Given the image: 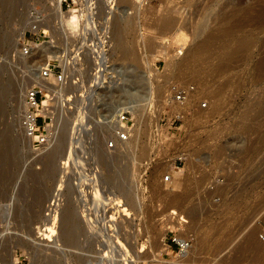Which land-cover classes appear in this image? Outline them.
<instances>
[{"label": "rangeland", "instance_id": "374dc122", "mask_svg": "<svg viewBox=\"0 0 264 264\" xmlns=\"http://www.w3.org/2000/svg\"><path fill=\"white\" fill-rule=\"evenodd\" d=\"M97 1L101 26L106 0ZM118 3L127 14L117 13L116 42L109 40L100 71L121 72L100 85L94 41L84 45L79 33L62 32L53 0H0V264H12L11 254L13 264H123L128 251L139 264H169L155 260L166 231L160 257L172 264H264V0ZM63 9L80 14L87 5L68 0ZM37 20L49 37L32 35ZM184 24L190 30L180 47L174 38ZM243 36L253 40L240 51ZM27 39L37 44L23 55ZM197 44L203 52L195 61ZM50 49L63 60H48ZM48 62L44 113L52 112L55 132L37 151L22 127V99L44 81ZM177 89L188 92L184 102L173 101ZM132 99L138 109H124L130 140L108 150L115 110ZM58 184L65 217L55 235L49 205ZM170 194L184 195L181 203ZM109 195L121 197L129 214L105 202ZM105 205L122 241L113 250L102 231ZM175 234L189 237L190 248L178 252L169 240ZM102 249L115 261L103 260Z\"/></svg>", "mask_w": 264, "mask_h": 264}, {"label": "bare ground", "instance_id": "6f19581e", "mask_svg": "<svg viewBox=\"0 0 264 264\" xmlns=\"http://www.w3.org/2000/svg\"><path fill=\"white\" fill-rule=\"evenodd\" d=\"M55 3H56V17L58 18V21L61 23V25H62V27H61V31L62 32H64L65 34H69V33H79V35H81L82 37H83V44L84 45H88V46H92V43H90V42H88V41H94V48H95V50H97V59H96V71L94 72V77H96V82H97V84H103V83H105L106 82V79H107V76H108V74L110 75V76H112V77H115L117 74H115L116 72L117 73H120L121 72V69H118V68H115L114 66H108V67H106L105 68V70H107L108 71V73L105 75V73H104V70L103 71H100V68H102V66H104L105 64H106V62H107V59L109 58V56H107L106 54H107V52H108V50H109V48H106V43L107 42H110L111 40H114L115 41V38L114 37H112V35H113V29H115V30H117L118 28H117V26H118V24H117V21H116V17L118 16L117 15V13L119 12V9H120V6H119V3H118V0H106V2H105V8H104V10H103V13H104V16H103V19H104V22L102 23V25H101V27L99 28L97 25H96V23L94 24V22H96L95 21V19H96V16H97V14H98V8H97V5H96V8H97V10L95 11V9H94V6H93V2L95 1L96 2V0H86L87 2H86V4H88L89 3V1H92V2H90L91 4H89V5H87V9H82L81 11H80V14H76L75 13V11H74V9L73 10H71V11H69V12H66V11H64V9H63V6H62V3H63V0H53ZM187 1V0H186ZM98 2V1H97ZM143 2H144V0H140V3H139V8L143 5ZM251 9V8H250ZM121 10V9H120ZM254 10V9H253ZM121 12L122 13H124L125 15L127 14V10H121ZM250 13H252V12H250ZM124 15V16H125ZM262 15H263V13H262ZM223 17V16H222ZM229 17V16H228ZM166 18V17H165ZM263 18V17H262ZM168 19V18H167ZM85 20H86V23H85ZM129 20V19H128ZM220 20H221V18H220ZM128 24V23H127ZM237 25V24H236ZM258 25V24H257ZM127 26V25H126ZM189 27H190V25L189 26H187L186 27V24H184V25H180L179 26V30H178V33H177V35H176V38H174V39H176V41H185L186 40V36H187V30H190L189 29ZM202 27H204V26H202ZM205 27H207V26H205ZM188 28V29H187ZM193 28V29H192ZM191 29L193 30V32H195V29H196V31L198 30L197 29V26H195V28H194V26L192 27ZM199 28V27H198ZM201 28V27H200ZM203 29V28H202ZM207 29V28H206ZM227 29H229V28H227ZM227 29H224V30H227ZM120 30V29H119ZM192 30H191V32H192ZM231 30V29H230ZM91 31H92V33H91ZM199 31V30H198ZM223 31V30H222ZM233 31V30H232ZM239 31V30H238ZM192 32V33H193ZM199 32H201V31H199ZM230 33V32H229ZM232 33V32H231ZM109 36V37H108ZM239 36V35H238ZM87 37H89V38H87ZM141 37L142 38H144L145 37V33L144 32H142L141 33ZM256 37V36H255ZM167 38V37H166ZM192 38V37H191ZM244 38H246V36H243V37H241V41L239 40V39H237V40H239L238 42H239V46L237 47V48H241V49H239L240 51L241 50H245V48H247V47H249V46H251L252 45V43L250 44V41H252L253 39H251L250 40V38H249V40H248V37H247V39H244ZM211 39H213V38H211ZM243 39V40H242ZM110 40V41H109ZM236 40V41H237ZM175 41V42H176ZM116 42V41H115ZM238 42H235V44L237 43V45H238ZM186 42H184V43H182L181 44V46L180 47H182V46H184V44H185ZM121 45V44H120ZM54 47V46H53ZM202 46H201V44H197L195 47H194V49L192 50V55H194L193 57L195 58V56H197L200 52V50L202 51ZM251 49V48H250ZM233 50V49H232ZM243 50V51H244ZM50 52H52V54H49L48 53V60H54V59H59V60H63V55L61 54V53H58L59 52V50H49ZM48 51V52H49ZM249 51H251V50H249ZM199 52V53H198ZM203 52V51H202ZM231 52V51H230ZM198 53V54H197ZM232 53V52H231ZM197 54V55H196ZM201 55H202V53H201ZM224 55V54H223ZM45 56V55H44ZM200 55H198V57H199ZM173 57V56H172ZM249 57V56H248ZM174 58V57H173ZM172 58V59H173ZM193 58V59H194ZM197 58V57H196ZM195 58V59H196ZM36 59V58H35ZM169 59H170V57H169ZM171 59V60H172ZM199 59H196L195 61H198ZM202 60V59H201ZM174 61V60H173ZM172 61V62H173ZM190 61V60H189ZM192 61H194V60H192ZM204 61V60H203ZM206 61V60H205ZM184 62H187L186 64L188 65V59H187V61L185 60ZM191 62V61H190ZM189 62V63H190ZM183 63V62H182ZM194 63V62H193ZM44 64H45V62H44ZM191 64V63H190ZM195 64H196V62H195ZM194 64V65H195ZM47 65V64H46ZM178 65V64H177ZM183 65V64H182ZM179 66V65H178ZM190 66H192V65H190ZM42 68V67H41ZM43 69V68H42ZM41 69V70H42ZM185 69V68H184ZM187 69V68H186ZM51 74H52V72H51ZM50 74V75H51ZM42 79L44 80V81H42ZM46 79H49V78H41V81L42 82H39V84H40V86L44 89V91H46L47 89H51V88H49V86L47 85V81H46ZM51 79V78H50ZM40 80V79H39ZM49 82V81H48ZM49 85H51L50 83H48ZM147 94H149V93H147ZM24 96V97H23ZM22 97L24 98V99H22V103H24V109H26V107H27V104H26V102H25V95H23ZM46 98H47V96H46ZM133 98V97H132ZM151 98V97H150ZM153 100V99H152ZM45 101L46 100H44L43 98H42V105L40 106L41 107V110H43V112H46V103H45ZM142 101V100H141ZM145 101H146V99H145ZM47 102V101H46ZM151 102V101H150ZM126 105H125V104ZM123 104V106H121ZM122 104H119L120 106H121V108L120 109H117V110H115V113H114V119H112V121L113 120H115V118L117 117V114L119 113V111H121V110H124V109H128V110H130L131 112H134V110H136V109H138V106H139V104L137 103V101L134 99H132L131 101H128L127 100V102H123ZM150 105V104H149ZM152 106V105H151ZM22 107V106H21ZM144 108V107H143ZM116 109V108H115ZM148 109V108H147ZM149 110V109H148ZM179 110V109H178ZM24 111V110H23ZM180 112V111H179ZM23 114V113H22ZM46 114V113H45ZM141 115V114H140ZM157 121V120H156ZM116 125H117V123H116V121H115V124H114V126H115V128H116ZM23 127V126H22ZM132 129H133V127H132ZM26 134V133H25ZM54 139V138H53ZM53 139H52V142H53ZM130 140V139H129ZM52 142H51V144H52ZM177 171V170H176ZM175 171V172H176ZM174 172V171H173ZM170 182H172V180L170 181ZM169 182V183H170ZM186 182V181H185ZM166 183H168V182H166ZM59 185V187H58V189H56V190H58L57 191V193H55L56 195H54L55 197H53V198H55L53 201H51V203H50V205H49V203H48V205L50 206L49 208H50V213H49V217H50V219L52 220V228H53V231H52V233H56V231H55V228H56V224H57V222L59 223V221L61 222V223H64V213H61V211H60V206H61V201H62V198H61V196H62V192H60V190H61V186H62V184H58ZM186 187V186H185ZM45 195V194H44ZM171 195V194H170ZM174 195V194H173ZM167 196V195H166ZM181 196H184V195H182V194H176V195H174V196H170V199L169 200H171L170 202H173V203H177L178 204V202H180V200L182 199L181 198ZM85 197V196H84ZM181 198V199H180ZM52 199V198H51ZM104 201L106 202H108V204H117L118 206H120V207H118V208H121L122 207V209H121V213L123 212V214L124 215H128L129 213V209L127 208V206L125 205V203H124V201H123V199H121V197H119V196H112V197H110V195L108 196V198H104ZM178 201V202H177ZM182 201V200H181ZM50 202V201H49ZM181 203V202H180ZM131 204V203H130ZM140 204V203H139ZM104 206V205H103ZM47 207V206H46ZM107 206L105 205V208L103 209V214H102V231L104 232V233H106V235H105V241H107L108 243H109V245H110V248L112 249V245L114 244V245H117L118 244V242H119V244H118V246L119 245H122V244H120V243H122V241L120 242V241H115V237H118V236H114V234L115 233H117L116 231H115V233H113L114 232V226L116 225V223H115V220H117V218L115 217L116 215H115V213H109V211L110 210H108V208H106ZM140 207H141V205H140ZM48 208V207H47ZM113 208H115V206L113 207ZM80 209V208H79ZM92 209V208H91ZM118 211V210H117ZM137 211V210H136ZM85 213V212H84ZM69 215H70V213H69ZM70 217H71V215H70ZM100 218V217H99ZM183 219V218H182ZM100 220V219H99ZM66 221V220H65ZM117 222V221H116ZM180 223H182V222H180ZM123 224V223H122ZM101 225V224H100ZM118 225V224H117ZM63 226V225H62ZM57 229V228H56ZM185 229H187V228H185ZM184 229V230H185ZM113 230V231H112ZM118 230V229H117ZM112 231V233L113 234H110L109 232H111ZM186 231V230H185ZM184 231V232H185ZM58 232V231H57ZM167 232V231H166ZM166 232H164L163 233V237H162V250H161V252H160V254L157 256V258L155 259V260H158V261H160V262H168L169 264H172L173 262L172 261H170V260H165L164 258H162V257H160V255L162 254V252H165V251H167L168 250V246H167V244L164 242V238H165V234H166ZM119 233V232H118ZM118 233L116 234V235H118ZM56 235V234H55ZM58 235H59V233H58ZM57 235V236H58ZM184 235V234H183ZM59 237V236H58ZM228 237V236H227ZM180 239L181 240H187V238H184V237H180ZM117 243V244H116ZM99 244V243H98ZM125 246V245H124ZM123 246V247H124ZM125 247H127L128 248V246H125ZM110 248H109V250H110ZM190 248V246H188L187 248H185V249H183L184 251L185 250H187V249H189ZM123 249H125V248H123ZM103 250H106V249H102V251ZM103 251V254H101L102 255V259L103 260H106L107 261V263L108 262H112V261H115V260H113V259H115V254L112 252V251ZM113 250V249H112ZM128 250V249H127ZM183 250L181 251V252H183ZM126 251V250H125ZM124 251V252H125ZM128 253V254H127ZM127 253H121L120 254V256H121V258H122V261L121 260H118V261H121V262H123V264H139V256H137V255H135L134 256V254H133V256H132V254H130L129 253V251L127 252ZM13 260H14V258H13V255L11 254L10 255V263H12L13 264ZM117 260V259H116ZM120 262V263H121ZM175 262V261H174ZM104 263H106V262H104ZM115 263V262H114Z\"/></svg>", "mask_w": 264, "mask_h": 264}, {"label": "built area", "instance_id": "2783aa9c", "mask_svg": "<svg viewBox=\"0 0 264 264\" xmlns=\"http://www.w3.org/2000/svg\"><path fill=\"white\" fill-rule=\"evenodd\" d=\"M74 1H80L84 5H89L91 4L90 2H92L89 1V3L86 4L87 2L86 0H74ZM64 2H68V0H63V3ZM92 4L96 11L97 10L96 5L98 4L97 0L96 2L94 1ZM97 17L98 15L96 16V18ZM95 23L96 22H94V24ZM98 27L100 28L101 26ZM30 31L32 35L37 36V38H39L40 36L49 37V30L47 28L45 30L41 28L39 26V20L33 21V23L30 24ZM108 43L109 42L106 43L107 44L106 48H108L109 46ZM36 44H37L36 41L27 39L25 45L23 46V49L21 50L22 54L26 55L30 53L31 47ZM51 72H53V64L48 62V64L43 66V69L40 71L39 77L47 78L50 76ZM57 78L61 83L64 82L66 79V77L62 73L58 74ZM186 95H188V92L186 90L177 89L175 91V96L173 101L177 103L184 102L185 99L187 98ZM44 96H45L44 89L37 82L29 89H27L25 93V102L27 104V107L24 110L21 120L26 135L32 139V145L34 149L37 151H42L50 146L55 132L53 126L50 125L52 118H54L52 112L46 115L43 112V110H41L40 107L42 105V98ZM201 106H206V103L203 102ZM116 123H117L116 129L114 130L112 137L107 138L105 140V147L108 150L116 148L121 143L127 142L130 139L132 133L133 123L129 111L127 110L120 111L117 114ZM171 180H172L171 174H165L163 176L164 182H170ZM173 214L176 215L177 213H173ZM182 218L183 217H181V219ZM169 240L176 244L178 248V252H181L183 249L191 245L190 244L191 239L189 237H187V240H181L177 236V234L171 236Z\"/></svg>", "mask_w": 264, "mask_h": 264}]
</instances>
